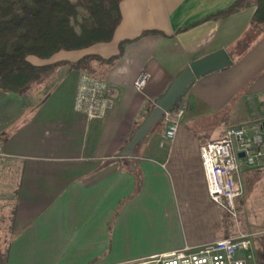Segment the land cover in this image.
I'll return each instance as SVG.
<instances>
[{"label": "crops", "instance_id": "0c3cea01", "mask_svg": "<svg viewBox=\"0 0 264 264\" xmlns=\"http://www.w3.org/2000/svg\"><path fill=\"white\" fill-rule=\"evenodd\" d=\"M233 1L121 0L109 42L28 58H99L92 76L107 82L114 103L98 118L76 110L86 72L62 63L47 95L15 117V128L0 130V206L17 225L5 264H127L226 236L199 147L228 126L264 120V31L251 23L254 6L212 17ZM220 48L232 63L193 82L177 131L166 137L155 99L190 62ZM141 71L149 77L139 91ZM7 99L0 92L5 117ZM247 172L264 168L243 166L242 181Z\"/></svg>", "mask_w": 264, "mask_h": 264}, {"label": "trees", "instance_id": "16d2710c", "mask_svg": "<svg viewBox=\"0 0 264 264\" xmlns=\"http://www.w3.org/2000/svg\"><path fill=\"white\" fill-rule=\"evenodd\" d=\"M121 0H0V91L20 94L45 82L60 63L93 75V55L74 62L32 63L61 50H77L112 39L121 20ZM254 6L251 23L264 31V0H234L212 17H223ZM145 30L141 35L154 33ZM119 44V52L124 44ZM114 56L104 60L112 62ZM181 99V98H180ZM180 99L172 108H177ZM264 264V249L257 253Z\"/></svg>", "mask_w": 264, "mask_h": 264}, {"label": "built area", "instance_id": "2783aa9c", "mask_svg": "<svg viewBox=\"0 0 264 264\" xmlns=\"http://www.w3.org/2000/svg\"><path fill=\"white\" fill-rule=\"evenodd\" d=\"M148 77L146 71H141L134 80L135 88L142 91ZM74 102L75 109L87 118L103 117L114 103V92L103 78L83 73ZM182 112V106L165 112L166 137L175 135ZM261 123L253 120L228 126L222 137L199 147L207 193L212 201L233 216L235 199L241 197L244 191L241 168H264V131ZM251 250L250 234L239 233L196 246L184 245L168 253L127 264H246L253 259Z\"/></svg>", "mask_w": 264, "mask_h": 264}, {"label": "rangeland", "instance_id": "374dc122", "mask_svg": "<svg viewBox=\"0 0 264 264\" xmlns=\"http://www.w3.org/2000/svg\"><path fill=\"white\" fill-rule=\"evenodd\" d=\"M28 58L35 62H42L41 59L35 56H29ZM67 68L68 66L63 65L60 70H66ZM53 74L54 76H52ZM53 74L45 82L31 87L21 95L12 96V100L7 99V103L12 104V113L9 116H3L4 103L0 100V113H2L0 114V130H10L12 129L10 127L15 128L19 122V118L16 119L15 117H19L20 114L22 116L24 114L22 111L26 107H33L47 95L46 93L52 89L55 81L59 79V75L55 71ZM11 94L9 93V96ZM11 116L12 118H10ZM165 123H161V127ZM249 174L251 173L247 172L245 175L243 173L244 191L241 197L235 199V216L222 208L221 216L226 225V236H234L239 233L250 234L251 252L254 259H249L246 264H256L259 262L257 253L264 249V173L263 175L257 173L251 176ZM13 214L14 212L9 213V209L0 206V264H5L6 247L17 227ZM242 253L245 254L246 252Z\"/></svg>", "mask_w": 264, "mask_h": 264}, {"label": "water", "instance_id": "95a60500", "mask_svg": "<svg viewBox=\"0 0 264 264\" xmlns=\"http://www.w3.org/2000/svg\"><path fill=\"white\" fill-rule=\"evenodd\" d=\"M231 63L232 59L224 48L217 49L190 62L172 80L168 88L155 99V104L160 109L158 116L163 118L165 112L172 109L196 79L211 71L222 69ZM11 96H15V93H12ZM261 128L264 131V120H262ZM262 139L264 141V133ZM239 155L242 156V153Z\"/></svg>", "mask_w": 264, "mask_h": 264}]
</instances>
